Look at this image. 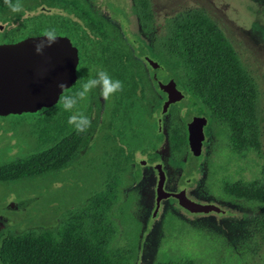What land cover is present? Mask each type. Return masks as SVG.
Wrapping results in <instances>:
<instances>
[{
    "label": "trees",
    "instance_id": "trees-1",
    "mask_svg": "<svg viewBox=\"0 0 264 264\" xmlns=\"http://www.w3.org/2000/svg\"><path fill=\"white\" fill-rule=\"evenodd\" d=\"M16 2L12 0L13 4ZM52 2L20 0L23 10L13 12L5 0H0V10L4 11L0 17V40L15 41L55 30L56 34L68 35L80 55L78 80L64 91L57 104L31 114L9 116L10 131L18 133L26 125L28 134L34 139V147L27 154L0 159L1 183L12 185L44 174L63 175L66 181L74 184L86 179L82 132L68 123L71 115L82 113L86 101L78 100L76 107L68 111L63 107L62 98L75 97L92 76L95 66L123 84L114 113L119 116V124H123V120L126 122L127 117L141 114L138 101L128 95L130 92L136 95L139 82L132 67L140 66L141 62L133 56L128 43L118 36L121 33L113 32L115 26L110 22H68L65 15L55 18L38 8ZM131 2L136 19L144 30L152 31L156 21L153 1ZM97 18L101 17L82 0V19ZM103 34L112 35L115 40ZM152 50L158 61L179 75L186 88L209 106L207 116L221 126L226 136L216 142V152L226 142L232 157H247L250 153L257 156L260 162L257 177L252 180L222 177L216 180V188L222 198L242 200L243 205L253 211L254 228L264 232L263 94L257 79L223 28L204 7L184 9L167 17L163 29L155 35ZM83 77L87 80L82 83ZM121 158L120 151L119 159L108 169L110 178L116 172L115 166L119 171L125 165ZM213 166L212 173L216 163ZM213 184L215 186V180ZM173 219L181 221L170 214L164 226L166 231ZM140 239L141 220L131 211L130 201L123 199L122 187L106 182L102 188L90 189L81 201L76 198L62 208L56 224L31 225L24 229H16L8 223L0 226V262L139 264ZM154 264L227 263L222 259L209 261L187 252L169 255L161 250Z\"/></svg>",
    "mask_w": 264,
    "mask_h": 264
},
{
    "label": "flooded vegetation",
    "instance_id": "flooded-vegetation-1",
    "mask_svg": "<svg viewBox=\"0 0 264 264\" xmlns=\"http://www.w3.org/2000/svg\"><path fill=\"white\" fill-rule=\"evenodd\" d=\"M84 1L101 18L82 19V0H53L38 8L55 18L65 15L68 22H110L115 26L112 31L121 33L117 35L128 43L133 56L140 59L141 65L132 67L139 82L136 95L131 92L128 95L138 101L141 114L127 117V121L123 120L120 125L119 116L114 114L117 112L118 92L105 100L99 87L88 94L82 111L91 121L85 134L82 132V156L90 157V162L83 161V166L85 169L95 167L102 185L106 182L120 185L123 199L130 201L131 211L137 218H140L138 210H145V216L140 218L139 264L145 262L146 252H149L147 264H154L158 249L150 251L151 237L155 228L165 226L170 214L189 225L215 226L237 220L242 228L253 211L231 199L220 197L216 188V180L222 179L227 151L232 155L225 140L222 147L218 146L217 152L215 150L216 142L226 138L221 126L207 116L209 106L186 88L179 75L158 61L152 50L155 35L163 29L164 22L159 24L155 21L154 29L146 31L136 19L134 10L132 15L128 11L127 4L129 1L132 5L131 0ZM122 22H132L131 27L126 29ZM103 35L115 40L112 35ZM99 71H103L102 68L95 66L90 78H94ZM168 73L174 75L178 87L187 95L197 97L196 103L188 107L175 102L167 104L168 92L162 89L159 76ZM85 80L87 78L83 77L82 83ZM120 151L125 165L119 171L115 166L116 172L110 178L108 169L117 162ZM213 163H216V170L212 173L215 168ZM181 192L193 204L218 202L228 208V212L218 217V210L207 214L191 211L175 195ZM212 192H218L217 196Z\"/></svg>",
    "mask_w": 264,
    "mask_h": 264
},
{
    "label": "rangeland",
    "instance_id": "rangeland-1",
    "mask_svg": "<svg viewBox=\"0 0 264 264\" xmlns=\"http://www.w3.org/2000/svg\"><path fill=\"white\" fill-rule=\"evenodd\" d=\"M152 1L156 22L159 24L184 9L204 7L208 11L231 39L257 79L263 94L264 117V0ZM127 8L132 15L133 8L129 1ZM122 24L127 29L132 22ZM9 118H0V159L27 154L34 147V139L28 134L29 128L25 125L18 133L12 132L8 125ZM262 146L264 150V120ZM227 152L231 156L230 151ZM84 162L89 163L90 157L85 155ZM224 164L221 176L230 180H252L260 173V162L254 153L247 157L231 156ZM91 170L87 169L86 179L76 184L66 181L63 175L53 174L27 178L12 185L0 182V226L4 227L8 223L16 229H24L31 225L56 224L62 208L73 203L76 198L81 201L90 189L102 188L97 171ZM212 194L217 196L218 192ZM233 201L245 206L240 199ZM138 212L142 219L145 210ZM248 220L241 228L237 220L209 226L186 225L173 219L168 231L164 225L160 229L155 228L149 249L151 251L157 247V253L162 250L169 255L187 252L209 261L222 259L227 264H263L264 232L254 228L252 217ZM148 261L149 252H146L142 264Z\"/></svg>",
    "mask_w": 264,
    "mask_h": 264
},
{
    "label": "water",
    "instance_id": "water-1",
    "mask_svg": "<svg viewBox=\"0 0 264 264\" xmlns=\"http://www.w3.org/2000/svg\"><path fill=\"white\" fill-rule=\"evenodd\" d=\"M3 14L0 10V17ZM40 43L44 47L38 52ZM79 62V49L68 35L56 34L50 46L44 33L0 41V116L31 114L57 104L64 91L78 80ZM159 79L162 89L168 92L167 104L175 102L188 107L197 102L194 94L187 95L178 87L173 74L161 75ZM175 195L186 208L200 214L218 210L221 217L228 212L218 202L193 204L183 192Z\"/></svg>",
    "mask_w": 264,
    "mask_h": 264
},
{
    "label": "clouds",
    "instance_id": "clouds-1",
    "mask_svg": "<svg viewBox=\"0 0 264 264\" xmlns=\"http://www.w3.org/2000/svg\"><path fill=\"white\" fill-rule=\"evenodd\" d=\"M5 3L13 12H20L23 10L20 0H17L15 4L12 3V0H5ZM44 37L50 46L56 39L55 30H45ZM43 47V43L37 44V51H42ZM59 87L62 88L64 85L60 84ZM97 87L100 88L101 96L105 100H108L115 93L123 91V84L120 80H113L106 71H99L94 78H89L88 81L84 83L82 90L79 91L75 97L66 96L62 98L64 109L71 111L76 107L78 100H85L88 94ZM68 123L73 125L77 132H85L91 126L90 119L82 113L71 115L68 119Z\"/></svg>",
    "mask_w": 264,
    "mask_h": 264
}]
</instances>
